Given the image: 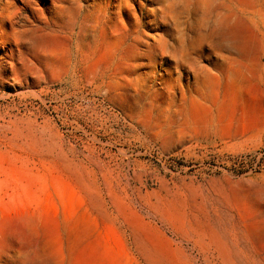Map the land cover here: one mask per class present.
Listing matches in <instances>:
<instances>
[{
	"label": "rangeland",
	"instance_id": "1",
	"mask_svg": "<svg viewBox=\"0 0 264 264\" xmlns=\"http://www.w3.org/2000/svg\"><path fill=\"white\" fill-rule=\"evenodd\" d=\"M219 1L230 46L156 104L11 46L41 13L3 24L0 264H264V0Z\"/></svg>",
	"mask_w": 264,
	"mask_h": 264
},
{
	"label": "bare ground",
	"instance_id": "2",
	"mask_svg": "<svg viewBox=\"0 0 264 264\" xmlns=\"http://www.w3.org/2000/svg\"><path fill=\"white\" fill-rule=\"evenodd\" d=\"M223 7L219 0H0V37H12L3 24L15 32L14 17L24 10L41 13L39 23L23 28L22 39L10 45L32 48L38 56L33 63L52 73L65 67L70 84L95 86L96 93L123 100L148 95L156 104L177 94L184 65L199 83V71L210 72L199 58L212 63L204 51L230 46L224 32L216 35L211 26L224 19ZM219 58L227 59L223 53ZM163 65L165 74L158 71Z\"/></svg>",
	"mask_w": 264,
	"mask_h": 264
}]
</instances>
